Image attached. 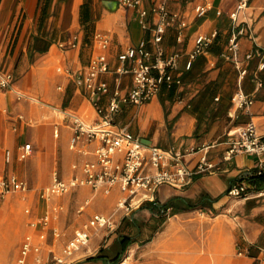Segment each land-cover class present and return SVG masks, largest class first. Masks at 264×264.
I'll return each mask as SVG.
<instances>
[{
  "label": "crops",
  "instance_id": "crops-1",
  "mask_svg": "<svg viewBox=\"0 0 264 264\" xmlns=\"http://www.w3.org/2000/svg\"><path fill=\"white\" fill-rule=\"evenodd\" d=\"M203 1L170 0L168 3L171 10L184 14L188 21L180 41L175 39L176 28L173 25L166 28L160 40L165 53H178L177 68L172 72L180 76L181 84L170 88L162 86L153 98L142 104H121L120 110L113 115L115 124L127 125L145 144L164 148L174 145L181 151L193 148L194 151L185 156V164L189 168L197 164L203 144L208 145V160L216 164L214 170L194 173L191 182L183 188L160 184L155 191L156 201L166 203L165 211L161 217L150 216L147 221L138 223L139 238L151 224L161 222V228L157 229L152 238L140 239L145 240L142 250L155 249L156 254L172 250L173 253L185 245L187 239L189 241L194 238L202 223L205 242L203 249L209 254L217 253L218 248L225 252L220 258V264H253L255 260L256 264H264V191L238 198L226 193L229 183L239 180L245 173L264 170V157L234 153L229 159H223L228 131L234 132L249 119L255 122L259 134L264 136V84L256 88L252 79L253 72L257 71L264 80V68L257 70L258 63L264 61V0H249L247 7L238 13L237 21L246 27L239 38L237 53L247 67V74L242 78H239L233 61L220 56L232 29L229 13L237 0H208L210 8L204 15L197 17L194 15V5ZM140 6L149 8L150 2L142 0ZM141 20L146 21V27L141 26ZM154 20L153 14L141 17L137 8L125 7L117 0H0V69L13 74V87L44 101V104H40L17 100L12 90H0V173L14 172L26 179L31 187L30 192L36 190L39 184L40 187L46 185L53 169H57L63 177L74 173L71 163L89 156L77 154L68 148L70 126L49 105L71 109L89 121L95 117V110L84 87L77 86L72 76L58 73L55 67L70 65L77 70L84 68L90 57L99 50L94 40L97 31L107 33L110 37L106 53L109 65L113 67L116 64V53L128 45L145 39L147 46L152 47L150 30ZM213 29L218 31L216 37L203 53L195 57L190 68L185 69L184 64L194 47L195 36L199 33L209 34ZM72 34L79 37L77 46L60 47L59 42ZM249 51L253 54L246 58ZM52 64L55 77L63 79L55 85L51 82L46 84L45 80ZM101 78L111 87L118 86L121 89H127L132 84L130 74L108 72L101 75ZM58 85L61 87L58 88ZM238 88L253 97V102L246 108H237L232 104V95ZM177 96L182 97L183 101L178 102ZM64 98L68 99L67 104H64ZM186 102L189 105H185ZM19 114L23 117L20 118ZM56 125L57 136L54 135ZM24 141L32 143L33 152L26 159L20 160L17 158L18 145ZM5 148L12 150L13 159L10 163L3 159ZM84 190H88V195L83 196L77 206L87 196L91 200L85 211L80 214L75 212L80 222L93 212L110 214L120 195L117 187L109 195H103L93 192L87 186H80L53 197L54 201L63 205L58 220L53 224L64 228L67 235L69 231L60 224L66 213L62 197ZM97 197L109 199L108 205L97 206ZM175 197L200 200L201 203L188 207ZM28 198L29 194L26 200ZM27 205L31 207V213L23 212L30 219L43 213L48 201L45 200V208L39 214H33L28 201L24 207ZM7 212L10 220L13 219L15 212L11 209ZM119 212L115 216L123 220L120 221L118 231L112 232L115 237L130 222L128 218L131 212ZM140 212L143 211L136 214ZM217 212L223 219L216 231L225 239L227 235L231 236L234 244L245 250L243 254L236 252L233 255L232 246L226 244V241L219 247L211 243V237L217 233L214 231L213 235L209 222H202L201 218H210V213ZM28 221V231L36 233L37 230L32 229ZM136 227L137 224L129 230L136 233ZM100 234L102 232L94 236ZM115 237L97 247L95 255L105 254L109 244H115ZM48 240L51 241L50 235ZM133 241L137 244L136 240ZM91 249L90 240L88 251L81 256L88 254ZM131 251L132 248L118 264H126ZM46 252L45 245L42 253ZM82 264H105V261L96 258L83 261Z\"/></svg>",
  "mask_w": 264,
  "mask_h": 264
},
{
  "label": "built area",
  "instance_id": "built-area-1",
  "mask_svg": "<svg viewBox=\"0 0 264 264\" xmlns=\"http://www.w3.org/2000/svg\"><path fill=\"white\" fill-rule=\"evenodd\" d=\"M125 7L137 8L139 16L145 17L148 13L155 16L154 25L150 30L152 47L147 46V40L140 39L136 43L128 45L116 53V64L110 67L106 49L110 44L107 33L95 32L94 40L99 50L94 53L87 65L80 69H74L70 65H57L58 73L72 76L75 84L84 87L88 93L91 105L95 110V117L89 121L82 115L71 109L51 106L50 109L67 120L71 133L68 140V148L88 158L82 161H73L74 169L69 177H63L57 169H53L50 181L39 188L38 195L48 201V206L43 213L29 219L28 225L36 229V233L28 231L20 241L15 264H72L82 253L88 251L91 238L102 232L101 236H109L117 226L116 212L122 211L129 214L132 209L138 208L143 203H156L155 191L160 184L166 183L174 187L187 186L194 173L214 170L216 164L207 158L208 145L200 147V155L194 168L185 164V156L194 151L193 148L181 151L174 145L167 148L145 144L141 138L129 130L127 125H117L113 122V115L117 113L121 104H142L153 98L162 86L181 84V78L173 75L177 68L178 53H165L160 44L161 37L170 25L176 28V41L182 39V30L187 26V17L168 7L170 0H148L149 8L140 6L142 0H117ZM249 0H237L233 10L229 13L232 19V29L227 37L225 48L220 52L223 58L231 59L238 69L239 78L247 74V67L238 58L239 38L244 34L246 27L237 21L238 13L245 9ZM210 8V2L194 5V15L200 17ZM141 26L146 27V21L141 20ZM217 30L211 33H199L194 38V47L185 61V69H189L195 57L203 53L217 35ZM79 42L77 34H72L59 42L63 48L76 47ZM252 52L246 53V58L252 56ZM264 68V61L257 65V70ZM113 72L117 75L130 74L132 84L127 89L118 86L111 87L101 75ZM255 87L264 84V80L257 71L252 74ZM14 77L9 71L0 69V90L10 89L17 100H25L33 103L44 104L38 96L25 93L16 89L13 84ZM58 88L61 85L57 86ZM177 101L183 99L177 96ZM253 102L252 95L238 88L232 95V104L237 108H246ZM185 105H189L188 102ZM22 118L23 115L19 114ZM30 120V119H28ZM54 135H58V126L54 128ZM227 147L223 153V159H229L234 153H248L264 157V136L259 134L256 124L249 119L239 126L234 132L227 133ZM33 152L30 141H24L18 145L17 158L26 159ZM3 159L10 163L13 153L10 148L3 151ZM257 170L256 173H259ZM245 173L242 177L250 175ZM229 183L226 193L233 198L247 196L251 193L260 194L264 189L256 190L249 187L245 179ZM80 186H87L93 192L109 195L114 187L119 190V197L115 209L110 214L93 212L82 220L67 235L64 228L54 223L58 220L63 205L54 201L53 197L68 193ZM31 190L28 181L14 172L0 173V195L9 192H18L23 198H27ZM91 197H85L77 206L78 214L85 211ZM27 214L31 213L29 205L23 208ZM163 212L165 209L162 210ZM121 218V217H120ZM49 235L51 241L48 240ZM102 238V237H101ZM106 241V238L105 240ZM47 252L42 253L44 246ZM245 250L239 248L238 254Z\"/></svg>",
  "mask_w": 264,
  "mask_h": 264
},
{
  "label": "rangeland",
  "instance_id": "rangeland-1",
  "mask_svg": "<svg viewBox=\"0 0 264 264\" xmlns=\"http://www.w3.org/2000/svg\"><path fill=\"white\" fill-rule=\"evenodd\" d=\"M46 84L51 82L53 85L59 80H63L62 77L54 75V64L50 65L48 76L45 78ZM181 92V91H180ZM182 93V92H181ZM45 100L49 101L47 98L44 97ZM67 100L64 98V104H67ZM168 104V103H167ZM24 162V161H22ZM41 184L36 186V190H32L29 193V198L26 200L22 197V194L18 192H9L5 195H0V264H13L14 258L17 256V248L20 239L22 236L28 231V226L26 225V221L29 220V217L23 212V207L27 203V201L31 204L33 214L41 213L45 208V200L37 195V192L40 188ZM37 191V192H36ZM88 195V190H84L83 192H72L71 194L65 195L62 197L63 202L65 203L66 213L65 216L62 217L60 224L63 225L67 232L71 234L73 226L80 222V217L75 213V208L77 207V203L83 198V196ZM109 199L97 197L95 199L97 206L106 207L108 205ZM15 212V215L12 216L13 219L10 220L8 217V210ZM121 212H117L116 216L119 215ZM135 215L137 216L135 218ZM134 219L136 220L135 223L132 221L125 227L124 233L132 235V240H136L131 242L123 255V258L128 254L130 248H132L130 258L128 259L126 264H220V258L225 255V252L222 250L218 251L215 254L205 253L203 246L204 242V227L201 223L198 227V231L195 234L193 239H190L178 248L177 252H172V250H166L165 253H155V249H148L142 250V247L145 244L143 243L145 240H140L143 237L146 239L152 238L154 236L157 229L161 228V222H154L151 226L148 227V230L145 231L144 235L139 238V230H138V223L145 222L147 219L150 218L146 213L140 212L139 214H135ZM132 211L129 214L128 220H131ZM225 218V217H224ZM202 222L208 221L209 226L211 227V232L214 235V231H216L217 227H220L222 223V215L217 213H210V218L202 217ZM206 219V220H205ZM231 221L230 218H225ZM123 218L117 220V226L114 232L118 231L120 221ZM137 224L136 233L134 231H130V227H133ZM125 225V224H124ZM77 226V225H76ZM138 230V232H137ZM216 235L211 237L212 242L216 243L217 247L221 246L222 243H225L232 246L233 255L236 254L237 250L240 248L239 245H235L231 236L221 237L219 233L216 231ZM94 236L91 239V251L85 256H80L77 258L76 261L80 259H84L87 256L95 255L96 249L101 244L109 242V240H114L115 233L110 234L109 236ZM102 237V238H101ZM106 238L107 241H104ZM234 245L236 247H234ZM118 249L117 243H113V245L109 244V247L105 250V254L109 257L113 256ZM16 255V256H15ZM216 256V258H215ZM122 258V259H123ZM217 259V260H216ZM257 260L253 262L256 264ZM106 264V263H105Z\"/></svg>",
  "mask_w": 264,
  "mask_h": 264
},
{
  "label": "trees",
  "instance_id": "trees-1",
  "mask_svg": "<svg viewBox=\"0 0 264 264\" xmlns=\"http://www.w3.org/2000/svg\"><path fill=\"white\" fill-rule=\"evenodd\" d=\"M243 179L246 180L248 183L249 187L254 188L256 190L259 189H264V170H260L259 173H256V171L251 172L250 175H247L246 177H242ZM179 198L182 200L188 207H195L199 203H201L200 200L198 201H190L186 200L182 197H175ZM166 203H145L142 206H140L138 209L132 211V217L131 220L133 223L136 222L134 219V215L139 212L143 211L146 213L148 216H162L163 215V209L165 207ZM132 242V235L124 233V232H119L117 236L115 237V243H117L118 249L116 253L109 257L108 255L105 254H98V255H91L86 257L85 259H82L80 261H76L72 264H82L83 261H88L96 258H101L105 261L106 264H118L124 255V252L127 248V246Z\"/></svg>",
  "mask_w": 264,
  "mask_h": 264
},
{
  "label": "bare ground",
  "instance_id": "bare-ground-1",
  "mask_svg": "<svg viewBox=\"0 0 264 264\" xmlns=\"http://www.w3.org/2000/svg\"><path fill=\"white\" fill-rule=\"evenodd\" d=\"M1 211V210H0ZM90 250V249H89ZM124 262H122V264H123Z\"/></svg>",
  "mask_w": 264,
  "mask_h": 264
}]
</instances>
